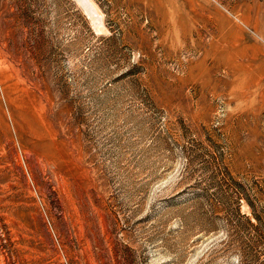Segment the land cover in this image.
<instances>
[{"label":"rangeland","instance_id":"1","mask_svg":"<svg viewBox=\"0 0 264 264\" xmlns=\"http://www.w3.org/2000/svg\"><path fill=\"white\" fill-rule=\"evenodd\" d=\"M0 264H264V0H0Z\"/></svg>","mask_w":264,"mask_h":264}]
</instances>
